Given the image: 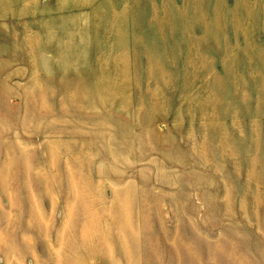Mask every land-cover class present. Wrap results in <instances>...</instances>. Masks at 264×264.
I'll return each instance as SVG.
<instances>
[{"label": "rangeland", "instance_id": "1", "mask_svg": "<svg viewBox=\"0 0 264 264\" xmlns=\"http://www.w3.org/2000/svg\"><path fill=\"white\" fill-rule=\"evenodd\" d=\"M5 249L264 264V0H0Z\"/></svg>", "mask_w": 264, "mask_h": 264}, {"label": "crops", "instance_id": "2", "mask_svg": "<svg viewBox=\"0 0 264 264\" xmlns=\"http://www.w3.org/2000/svg\"><path fill=\"white\" fill-rule=\"evenodd\" d=\"M68 251H65L67 253ZM77 253V252H76ZM33 256L36 257V260L31 261L32 264H44V261L41 260L44 255H41L40 251L38 249L34 250L32 252ZM97 256V255H96ZM14 257L17 259L14 261ZM98 257V256H97ZM88 257L84 252L77 253L76 256H72L69 254V256L64 257V260H56L59 264H92V262H97L96 264H107V259L104 258V260L94 259ZM54 261V263H56ZM92 261V262H91ZM25 264L21 256L14 255L12 250H0V264ZM99 262V263H98Z\"/></svg>", "mask_w": 264, "mask_h": 264}]
</instances>
